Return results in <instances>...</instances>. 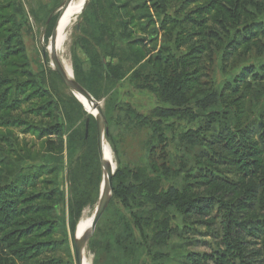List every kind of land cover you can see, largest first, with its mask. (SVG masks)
<instances>
[{
  "label": "rangeland",
  "instance_id": "1",
  "mask_svg": "<svg viewBox=\"0 0 264 264\" xmlns=\"http://www.w3.org/2000/svg\"><path fill=\"white\" fill-rule=\"evenodd\" d=\"M7 1L0 264H75L77 227L94 214L103 180L96 121L51 66L61 7L28 13L13 0L23 10L16 17L2 11ZM56 58L100 108L114 164L109 203L83 249L90 264H264V220L251 231L240 225L249 221L245 207L264 219L256 161L240 157L264 151V0H87ZM173 64H187L186 76ZM192 69L195 91L179 92L173 80L187 86ZM157 80L170 84L163 96ZM159 110L168 117L152 114ZM139 169L169 192L156 193L162 214L149 218V205L123 194ZM258 182L253 199L249 186ZM186 192L187 201L171 200Z\"/></svg>",
  "mask_w": 264,
  "mask_h": 264
},
{
  "label": "trees",
  "instance_id": "2",
  "mask_svg": "<svg viewBox=\"0 0 264 264\" xmlns=\"http://www.w3.org/2000/svg\"><path fill=\"white\" fill-rule=\"evenodd\" d=\"M15 1L13 0H8L7 1V4L6 6L7 7H2V11L3 10H10V9H13L14 13H16V17L17 15L19 14V12H23L22 8H21V5H17L15 6ZM14 17V16H13ZM13 19V18H12ZM12 19L10 20V24L11 22L13 23ZM15 22V20H14ZM187 56L189 59H192V58H195V53L192 52V51H187ZM187 64H183L182 67H179L177 66L176 64H173V68L174 69H178L181 71L182 74H185L186 76V70H187V67H186ZM102 67V66H101ZM108 70V68H107ZM107 74V73H106ZM196 72L194 69L191 70V73L189 72L187 74L188 76V85L186 86V79L179 82L177 80H173V86L174 88L176 86H179L177 87V90L179 92H183V91H187L188 93H191L192 91H195V87H196ZM107 76L109 78H112L110 72L108 71V74ZM156 84H159V90H158V95H159V92H160V95L163 96V93H165L167 91V87L168 85L170 86V84L168 82H165V83H162L161 81L159 82L157 80V82H155ZM168 84V85H167ZM167 86V87H166ZM170 88V87H169ZM174 88H170L171 90H173ZM156 93H157V90H156ZM160 113V114H158ZM163 113L164 110H159V111H156V114H154V111L152 112V114L155 116V117H168V113H165L166 115H164ZM216 143L214 142L213 144H209L211 147L210 149L212 150ZM257 151V149H256ZM249 153V154H248ZM264 154V151H262V155ZM259 152H252L251 150H246V152H242L240 154V157L241 159L243 160V162L245 164H248L249 161H253V159L256 161V162H252L251 164L253 165V171L255 173H258V175L254 174V176H258V178H260L262 181L260 182H263V185H264V160L261 158L262 156ZM153 162V161H152ZM151 167L152 168H155V162H153V164H151ZM138 172L141 173V177L138 178V177H133L132 181H131V184H130V187L128 190H126L123 194L128 197L129 199H133V200H142L143 202H145L147 205H149L151 207L150 209V212H149V218L154 214V213H157V214H162L164 212V208H162L161 206H158V202H157V196H156V193L158 192H164V194H167L169 192H165L164 190V186H160V180H157L156 178L157 177H153V175L151 173H146V171L143 169H139ZM252 183L251 186H249V188L252 190V194L250 195L251 198L255 199L256 198V194H257V191L261 188H259V183ZM144 191V192H143ZM185 197V201H187V197H189V194L186 192L184 193V195L182 197L180 196H177L175 195V197L173 198V196L171 197V200H174V203H176L177 205H179V203L181 202L182 198ZM193 200H190L191 203H193V207H196L197 210H200V212L203 214H208L209 211H208V207H206L204 205V202L202 199H194L192 198ZM251 199V201L253 200ZM258 200L260 201V198L258 197ZM166 205V204H165ZM260 207L257 206V210L258 209H261L264 207V203L261 204L260 202ZM157 206V207H156ZM262 210V209H261ZM253 211V208L252 207H245L244 209V212L246 213V218L248 219L249 218V222L248 220H246V222H242L240 225H242V228H245L246 230H252L253 227H256L257 229L261 228L262 224L261 222L264 220L263 218L257 216V214H254L255 212H252ZM190 214H193V212L190 211ZM250 216V217H248ZM257 216V217H256ZM238 217H240V214H238ZM245 218V219H246ZM233 222H230L229 221V224L231 226ZM244 223V224H243ZM260 226V227H257V226ZM254 235H257V234H254Z\"/></svg>",
  "mask_w": 264,
  "mask_h": 264
},
{
  "label": "water",
  "instance_id": "3",
  "mask_svg": "<svg viewBox=\"0 0 264 264\" xmlns=\"http://www.w3.org/2000/svg\"><path fill=\"white\" fill-rule=\"evenodd\" d=\"M71 1L72 0H65L64 3L62 4V6L59 10V15H58L57 21L55 23V26H54V29H53V32L51 35V39H50V45L52 48V50L50 51L51 52V66L54 69V71L56 72V74L59 76V78L61 79L63 84L66 87H68L73 92V94H78V95L82 96L97 112V114L94 116L95 121H96V148H97L99 161H100V164H101L102 169H103V177H105V181L103 180L105 185L101 190L100 200H99L98 206L94 212L93 219H92V222H91V225L89 228V232L81 234L79 237H76L75 241H74L75 264H82V262H83V249H84L85 242L87 241V239L89 238V236L93 232L97 222L99 221V219L102 216L107 204L109 203L110 190H111V179H112V175L114 173V170H113L110 163H105L103 160L102 145H103V141H104V134L106 133V131L104 130V118H103V115L100 111V108L98 107L96 102L92 99V97H90V95L88 93H86L71 78V76H68L66 74V71H64V69L61 67V65L59 64V62L56 58V52L53 50V45H54L55 39H56L57 24H58L61 16L66 11V9H67V7ZM86 2H87V0L84 3V7L86 5ZM83 8L81 11H83ZM101 66H102V69L104 70V72L108 74L107 66L104 63L103 58H101ZM88 124H89V120L87 119L85 121V137L88 134Z\"/></svg>",
  "mask_w": 264,
  "mask_h": 264
},
{
  "label": "bare ground",
  "instance_id": "4",
  "mask_svg": "<svg viewBox=\"0 0 264 264\" xmlns=\"http://www.w3.org/2000/svg\"><path fill=\"white\" fill-rule=\"evenodd\" d=\"M86 0H72L70 2V4L68 5L66 11L64 12V14L61 16L58 24H57V28H56V39H55V43L53 45V50L56 52L58 51V49H60V47L62 46V44L64 43L65 40V31L68 28V26L71 24L72 19L77 16L78 14H80L82 8L84 7V3ZM48 50L51 51V45H49ZM66 74L68 76H70L69 71H66ZM76 99L79 101V103H81V105L84 107V109L90 113L91 115L95 116L97 114L96 110L80 95L78 94H74ZM102 152H103V160L105 163H110L112 168L113 167V163H112V154L111 151L109 149V147L107 146V144L103 141V145H102ZM103 180L105 181V177H103ZM102 180L101 183V190L104 187V182ZM94 215V214H93ZM93 215L89 218H85L82 219L80 221V223L78 224L77 227V234L76 237H79L81 234L83 233H87L89 232V228L93 219ZM82 264H90L87 259H85L83 257V262Z\"/></svg>",
  "mask_w": 264,
  "mask_h": 264
},
{
  "label": "crops",
  "instance_id": "5",
  "mask_svg": "<svg viewBox=\"0 0 264 264\" xmlns=\"http://www.w3.org/2000/svg\"><path fill=\"white\" fill-rule=\"evenodd\" d=\"M28 13H53L59 10L64 0H20Z\"/></svg>",
  "mask_w": 264,
  "mask_h": 264
}]
</instances>
